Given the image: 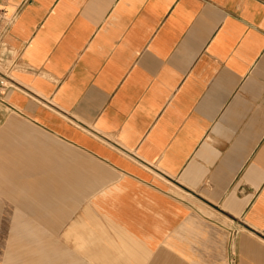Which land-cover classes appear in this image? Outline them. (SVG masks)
<instances>
[{"label": "crops", "instance_id": "0c3cea01", "mask_svg": "<svg viewBox=\"0 0 264 264\" xmlns=\"http://www.w3.org/2000/svg\"><path fill=\"white\" fill-rule=\"evenodd\" d=\"M6 68L1 264H264V0H0Z\"/></svg>", "mask_w": 264, "mask_h": 264}, {"label": "built area", "instance_id": "2783aa9c", "mask_svg": "<svg viewBox=\"0 0 264 264\" xmlns=\"http://www.w3.org/2000/svg\"><path fill=\"white\" fill-rule=\"evenodd\" d=\"M9 70L8 68L0 70V101H2L1 96L3 91L10 86L9 81L11 79L8 76Z\"/></svg>", "mask_w": 264, "mask_h": 264}, {"label": "rangeland", "instance_id": "374dc122", "mask_svg": "<svg viewBox=\"0 0 264 264\" xmlns=\"http://www.w3.org/2000/svg\"><path fill=\"white\" fill-rule=\"evenodd\" d=\"M16 219H12L13 223ZM1 223H4V218L3 217H0V224ZM1 240H4V242H6L5 238L3 237V235L0 233V241ZM1 243V242H0ZM1 247V245H0ZM1 261H2V248H0V264H1Z\"/></svg>", "mask_w": 264, "mask_h": 264}]
</instances>
